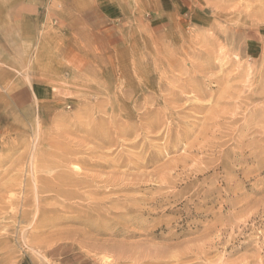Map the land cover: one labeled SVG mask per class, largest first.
<instances>
[{"label": "rangeland", "instance_id": "rangeland-1", "mask_svg": "<svg viewBox=\"0 0 264 264\" xmlns=\"http://www.w3.org/2000/svg\"><path fill=\"white\" fill-rule=\"evenodd\" d=\"M179 1L0 0V264H264V0Z\"/></svg>", "mask_w": 264, "mask_h": 264}, {"label": "crops", "instance_id": "crops-1", "mask_svg": "<svg viewBox=\"0 0 264 264\" xmlns=\"http://www.w3.org/2000/svg\"><path fill=\"white\" fill-rule=\"evenodd\" d=\"M7 17L4 26V33L8 36V43L13 45H26L32 34L45 27L47 21H52L56 16L50 9L51 0H6ZM178 3L181 1L176 0ZM87 2L88 12H103L109 10L108 0H85ZM106 4V6H104ZM157 6V4H156ZM155 6V9H156Z\"/></svg>", "mask_w": 264, "mask_h": 264}, {"label": "bare ground", "instance_id": "bare-ground-1", "mask_svg": "<svg viewBox=\"0 0 264 264\" xmlns=\"http://www.w3.org/2000/svg\"><path fill=\"white\" fill-rule=\"evenodd\" d=\"M132 145V144H131ZM68 156V155H67ZM74 156V155H73ZM65 157V156H64ZM73 167V169H71L70 170V172H69V174L68 173H65V174H61V177H60V182H62V185H63V187H64V189L63 188H60V189H55V187H54V189H52V188H50V187H47V185H46V187H44V188H41L40 189V192L41 193H44V194H48V193H53L56 197H61V198H63V199H65V200H67V199H70V198H72V197H74V195L72 194V193H70L68 190H66L65 189V187H69V186H72L74 183H73V180H72V176H74V175H76L75 173H74V171H72V170H75V171H78L77 169V166H72ZM67 171V170H66ZM79 172V171H78ZM78 175V174H77ZM121 176V175H120ZM123 177V176H122ZM137 178V177H136ZM138 179V178H137ZM132 180V179H131ZM126 181H127V179H126ZM130 181V180H129ZM133 181H134V179H133ZM36 182V181H35ZM34 182V183H35ZM123 182H125L124 180H123ZM128 182V181H127ZM36 184V183H35ZM59 185V184H58ZM125 185H127V184H125ZM125 185H123V186H125ZM32 186V185H31ZM44 186V185H43ZM43 186H41V187H43ZM33 187H35L36 189H33V191L34 190H38V187H36V186H33ZM70 188V187H69ZM121 188V187H120ZM121 190V189H120ZM119 190V191H120ZM125 190V189H124ZM124 190H122V191H124ZM52 194V195H53ZM54 196V197H55ZM50 197V196H49ZM48 197V198H49ZM46 198V197H45ZM74 199V198H73ZM155 200V199H154ZM157 200V199H156ZM153 202V201H152ZM156 202V201H155ZM163 202V201H162ZM113 204H115V203H113ZM153 204V203H152ZM62 205V204H61ZM130 205H132V204H130ZM153 206V205H152ZM154 206H156V205H154ZM129 207V206H128ZM131 207V206H130ZM27 209H28V207H26ZM64 208H67V209H69L68 207H64ZM126 208H127V206H126ZM55 209V208H54ZM71 209V208H70ZM125 209V208H124ZM129 209V208H128ZM23 211H25V210H23ZM37 211V210H36ZM57 211H59V210H57ZM57 211H56V214H57ZM51 213H49V214H52V211H50ZM170 212V211H169ZM34 213H35V210H34ZM34 213H33V215H34ZM53 214H55V213H53ZM52 214V215H53ZM43 215V214H42ZM58 215V214H57ZM56 215V216H57ZM45 216V215H44ZM23 217V216H22ZM34 220H35V218H34ZM30 223H32V226H37L39 223H40V218H39V216L36 218V220L33 222H31L30 221ZM47 229V228H46ZM96 231V230H95ZM98 232V231H97ZM96 232V233H97ZM98 234V233H97ZM130 235V234H129ZM171 238V237H170ZM94 246V245H93ZM97 246V245H96ZM96 248H98V247H96ZM102 248H105V247H103L102 246ZM112 248V247H111Z\"/></svg>", "mask_w": 264, "mask_h": 264}]
</instances>
